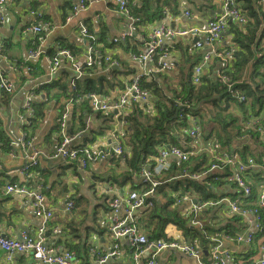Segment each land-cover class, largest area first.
Listing matches in <instances>:
<instances>
[{
	"label": "crops",
	"instance_id": "obj_1",
	"mask_svg": "<svg viewBox=\"0 0 264 264\" xmlns=\"http://www.w3.org/2000/svg\"><path fill=\"white\" fill-rule=\"evenodd\" d=\"M222 1L129 0L128 3L133 5L132 11L144 9L148 17L152 12L155 14L154 19L144 21L138 26L139 29L134 31L137 37L128 40L126 44L110 43L111 40L119 38L126 23L116 0H91L85 10L74 16L70 10L77 0L5 1L2 8L4 22L0 23V66L14 89L11 93L0 90V232L18 238L22 230L34 233L40 223V219L33 215L30 204L23 196L4 193V184L13 181L29 186L39 185L45 193L48 205L53 209L50 228L45 235L48 245L73 250L81 264H96L98 254L113 248L115 240L106 230L110 225L108 202L117 196L125 197L135 186L138 188V173L123 157L98 158L87 168L78 169L73 163L60 158H50L47 154L52 152L65 136L71 138V147L80 150L106 148L113 133L125 131L126 125L119 119V115L123 114L93 110L86 96L87 92H94L100 101L111 105L135 75L143 73L147 67L157 66L156 60L153 64H143L133 58V54H136L134 52L142 49V34L147 36L150 28L158 24L184 30L204 29L209 18L222 13ZM240 1L244 5V2ZM258 3L256 0L252 7L256 8ZM31 9L40 11L43 19L50 23V29L43 32L42 41L36 40V35L28 30L34 21L29 12ZM185 10H189V16L184 15ZM159 15L161 16L158 17ZM246 24L229 21L216 44L224 58L212 56L202 66V83L196 85L195 89L203 97L192 101L193 114L201 124L203 144L188 137L181 140L187 130L184 125L176 126V132L177 135L182 132L177 141L178 145L185 150H192L194 154L190 157L193 169H199L209 163L208 145L214 141L221 143L219 137L223 138L222 140L233 138L225 144L221 143L222 148L241 147L242 150L246 142L248 148L244 155L254 158L257 164L249 172L253 190L250 197L252 200L248 202L255 203L257 192L264 186V144L251 135V132L256 135L252 129L245 127L247 118L241 114L240 102L233 96V89L225 90L221 84L210 87L207 85L208 79L219 71L236 80L250 82L251 63L239 78L233 75L237 73L234 68V53L238 49L234 39L235 31L240 30L245 34L249 23ZM81 25H84L88 34L94 38L93 45H99L112 58L114 64L97 62L91 69L85 68L86 45L90 38L81 34ZM259 33L260 29L256 35ZM203 39L200 35L185 34L163 40L164 45L170 49L173 68L166 72H155L152 77L163 78L161 86L170 95L173 90L182 94V84L191 82L194 66L201 62L203 54L210 51L211 46L203 42ZM262 44L264 39L261 40ZM36 47L42 52L41 55L28 60V50ZM60 49L69 50L73 60L82 67L81 75H77L66 57L60 58L57 67H52L47 57L56 56ZM76 77L80 78L76 81ZM209 89L211 91H208ZM31 93L34 94L32 105L35 116H31L23 106ZM151 100H154L153 97ZM208 100H213L216 104L213 103V106ZM132 102L139 103L129 100L127 106H130L128 109L126 106L123 113L127 110L129 113L131 108L133 109ZM256 120L260 124L264 123V113ZM239 136L244 139L241 140ZM21 139H24L25 147L17 146L12 155L11 142ZM243 141L245 142L241 145ZM204 145L205 149H201ZM35 150L40 153L39 164L33 168L29 177L24 176L19 172L23 156ZM179 168L182 169V165L176 158L169 157L168 170L155 172L154 178L161 179V176L164 179L166 175L176 174ZM165 170L167 172L162 175ZM178 184L179 182L175 181L159 186L156 192L157 206L167 204L168 199L177 197L178 190L173 187H178ZM222 196L234 198L237 196V189L233 184L224 181L213 188V197L209 198ZM68 199L74 204L71 213L65 210ZM188 208L189 203L184 201L170 206L181 218H185ZM202 218L209 233L219 236L225 233L233 236L242 232L247 225L245 217L232 214L225 204L209 208L202 214ZM140 222L148 237H151L153 229L158 233L154 228L155 221L146 223L145 213H141ZM168 225L164 226L163 233L172 231L166 230L169 229ZM55 226H58L60 231L54 232ZM179 231L183 233L182 229ZM181 232L169 233V236H184ZM261 235L253 246L237 243L231 239L234 237L221 238L222 246L230 252L225 264H249L248 259L256 253L257 245L264 243V235ZM194 238L199 241V260L172 249L163 250L154 264H211L212 257L207 248L209 242L203 241L204 237ZM117 244L119 255L109 257L103 264H133V249L126 239L119 238ZM3 259V252L0 251V264H3ZM145 259L142 258V261ZM9 264L43 263L35 261L30 255L16 254Z\"/></svg>",
	"mask_w": 264,
	"mask_h": 264
},
{
	"label": "built area",
	"instance_id": "obj_2",
	"mask_svg": "<svg viewBox=\"0 0 264 264\" xmlns=\"http://www.w3.org/2000/svg\"><path fill=\"white\" fill-rule=\"evenodd\" d=\"M5 0H0V5ZM119 8L128 13L127 4L129 0H116ZM86 3L85 0H79L73 4L71 8L72 14L85 9ZM30 15L36 18L35 22L28 27L30 32L38 34L41 31V14L37 11L31 9ZM185 15H189V11H184ZM231 16L240 25L246 24V16L243 10L236 4L234 0H224L222 13L218 18L210 20L207 23L206 28L203 32L206 34L204 42L211 46V50L207 52L203 61H207L210 56L216 54L212 48L213 43L218 39L222 29L225 25L226 17ZM132 21H137V18L129 16ZM39 19V20H38ZM45 30L50 29L49 24L45 23ZM190 31H199L197 28L191 29H173L166 26H157L152 28L148 33L149 42L146 43V48L144 52L139 54L135 60L146 63L151 61L156 55H159V51H163V54L158 56L157 66L155 68L148 69L146 72L163 70L170 67L168 61L164 59L167 55V48L163 44V39L165 37H174L177 35H185ZM44 32V31H43ZM80 32L83 36L90 38V41L87 42L86 52H85V67H92L97 62H101V55L96 47L93 45L94 38L90 36L84 25H81ZM38 52H30V57L37 56ZM61 57H66L73 66L77 75L83 73L82 67L73 60L72 54L69 50L60 49L58 54L53 57H47L49 63L52 67L55 68L59 64ZM103 58V57H102ZM104 62L107 65L114 64V61H111L108 57H104ZM201 65L195 67V77L194 80L199 82L198 75L201 71ZM221 85L225 90L230 91L232 87L225 81L227 80L225 74L219 73ZM142 75H138L133 78L132 82L126 87V91L123 95L119 96V104L115 107L123 106L126 102L125 96L133 95L138 98H144L146 92L140 88ZM236 80V79H235ZM238 84H241V80H236ZM0 88L6 91H12V85L9 83L6 77L3 76L0 69ZM234 92V97L239 101H244L245 96L239 91ZM90 102L91 108L96 111H107L109 106L100 101L98 95L93 93H88L86 95ZM182 99V98H181ZM188 107L186 104L184 108ZM25 108L29 110V103L25 104ZM181 118V124L187 127V130L183 136L185 138H191L195 142L203 144V139L201 137V124L199 119L192 113L190 116H183L181 113L179 115ZM257 117L248 116L246 122V128L252 129L257 135H254L258 142L264 144V123L260 124L256 120ZM183 126V125H181ZM241 140L244 139L243 136L239 137ZM71 138L62 137L61 140L57 143L54 150L47 154L50 158H60L69 163H73L77 166L78 169L87 168L92 162L96 161L98 158H111L121 154L124 150L123 146L118 143L116 139V146L112 149L109 147L90 150L83 149V151H78L77 148L71 147L69 145ZM24 139L19 141L11 142L10 144V153L14 154V149L17 146L25 147ZM244 143V142H243ZM204 145L201 149H205ZM222 148L221 144L217 141L211 142L208 145L210 161L207 165L202 166L199 169H193L190 165V156L189 152L192 153V150L180 149L178 147H171L169 150L163 149L162 156L158 159V163L154 166V172L159 173L162 169L165 168V159L168 155H172L176 158L177 162L182 165V170L189 171L182 174V176H187L189 180L194 181H205V180H221L226 181L231 184H235L238 190L241 192L243 201L239 199L238 196L231 198L229 196H222L216 198L217 200L202 199L203 204H216L224 201V204L229 208L231 213L241 215L246 218L247 225L238 234H228L227 238L235 237L236 241L244 242L248 246H253V230H258L264 228V221L262 214H264V186L261 190L257 192V199L255 203H251L249 207H245L244 202H248V199L252 195V181L249 177V172H251L256 166L255 159L249 155L242 156L241 147L233 148H222L223 151H218V148ZM189 151V152H188ZM39 155L40 153L35 150L31 154H25L23 156V162L19 168V172L24 176L29 177L33 172V167L39 164ZM154 172L149 166L142 168L141 170V184L138 188L130 189L125 197H116L108 202L109 207V220L110 225L108 229L110 234L114 238H124L128 244L132 247V257L136 261V264L140 259L146 257V262L144 264H154V258L165 248H173L178 251H181L187 255L198 256L197 251L190 245L181 244L177 241L166 243L162 240L148 237L140 229V215L141 213H146L147 209L150 206H153L154 201L156 200V191L157 187L160 185V181L153 180ZM26 177V178H27ZM4 193L18 194L25 198L31 206L32 213L35 217L40 219V223L37 226L34 233H30L27 230L20 231L18 238L9 237L2 232H0V251L3 252V264H9L16 254L30 255L35 261H38L43 264H81L76 258L75 252L70 249L61 248L57 245H48L46 243V232L50 228V220L53 217V209L48 205L47 197L43 191H41L39 185L29 186L28 184L18 183L9 181L4 184ZM187 195H183L181 200H185ZM255 204L257 206H255ZM220 205L216 204L215 206ZM74 204L68 199L65 210L67 213H71ZM149 210V209H148ZM264 216V215H263ZM54 232L60 231L58 226L53 228ZM213 235V234H212ZM217 235V234H214ZM195 240H198L194 238ZM209 242V247L212 250V259L213 264H223L224 257H229L230 252L227 249L221 248V240H218L214 237L211 238ZM118 244H114V248L109 250L106 253L98 254L96 257V264H103L109 257H113L118 254ZM93 250V249H92ZM256 253L253 254L250 258L256 256L251 264H262L264 258V244H258L256 247ZM149 258V259H148Z\"/></svg>",
	"mask_w": 264,
	"mask_h": 264
},
{
	"label": "trees",
	"instance_id": "obj_3",
	"mask_svg": "<svg viewBox=\"0 0 264 264\" xmlns=\"http://www.w3.org/2000/svg\"><path fill=\"white\" fill-rule=\"evenodd\" d=\"M237 1L241 4V7L248 19L247 24L248 23L249 24L248 25L246 24L248 27V31L245 34L240 30L235 31L234 39L238 49L234 53L236 59L234 63V68H235V72L237 71V73L233 75L235 78H239L242 72L244 71V69L247 68V66H249V64L251 63V71L249 77L250 82L242 81L241 84H238L234 78H232L231 76L229 77L233 91L237 92L239 89V91L245 96L244 101H239L237 98L236 99L240 102L239 108L241 109V114L246 119L248 118L249 115L254 117H259L262 113H264V44L261 45V40L264 39V0H257V2L259 1L260 4L258 3L256 8L252 7V3L255 2L256 0H242L244 2V5L240 0ZM132 6L133 5L129 3L128 5L129 12L131 15L139 19L137 25L143 24L144 21H151L152 19H154L153 14H155V12L154 13L152 12L148 17V15L144 13V9H139L138 11L134 9V11H132ZM160 16L161 15H159L158 17ZM258 29H260V33L257 36L256 32ZM135 37L137 36L133 34L129 39H127L124 42V44H126L128 40L133 39ZM137 52H140V50L134 53ZM172 68H173V63L169 68V70ZM152 75L153 74H151L149 77H142L140 82V87L142 89L148 90L151 99L153 97L154 100H152V102L154 105V113L152 115L145 114L143 112V107L140 105V103L132 102L134 103L133 109L131 108V111L129 113L127 110L125 113H121L123 115H119L120 121H122L126 125V129L125 131H123V144L125 147L129 148L130 150V154L129 156L125 157V160L127 161L128 165L135 170L136 173L138 172L140 166L145 162L150 165L149 166L150 168H153V166L155 165L154 159L159 155L160 148L162 146L175 145L180 147L181 149L183 148L177 143L182 132H180L178 135L176 132V126H181V120L180 118H177L180 107L175 102V100L180 99L182 102L190 105L191 108L186 109V111L184 112L185 113L184 116H189L192 113H194V104L192 99H201L203 97L195 89L196 85H200L202 82L196 84L193 83L190 79L191 81L190 83L184 82L182 84V94L180 92L178 93L177 91L173 90V94L170 95L161 86V82L164 79L163 78L161 79L160 76H158L155 79L154 77H152ZM79 78L80 77H76L75 80L77 81ZM216 84H221V81L218 78H216V76H213L207 81V85L209 87L214 86ZM208 91H211V89H209ZM88 93L95 94L94 92H87V94ZM208 101L211 102L212 105L213 103L216 104V102H214L213 100H208ZM89 103L91 105V102ZM128 106H130V104ZM182 125L184 124L182 123ZM254 133L257 135L256 132ZM251 135L254 137V134L252 132ZM222 139L223 138L221 137L218 138V140L221 141L222 144H225L230 140H233L230 139L229 137L224 138V140ZM243 142H241V145ZM245 145L246 142L244 143L241 151L242 156H245L244 155L245 150L246 148H248V146ZM77 150L83 151L78 148ZM192 155L194 154L191 153L189 156L192 158L193 157ZM167 170L163 171L162 175H165ZM177 171L178 172L174 175H169V176L166 175L167 177H165L164 179L161 176H160L161 179L158 178L157 179L154 178V179L163 182L159 186L164 185V183H170V182L173 183L175 181L179 182L178 187L176 186L173 187L174 190H178V195L191 196L192 198L196 199L198 202H204L202 199L213 197V188L216 185L224 182L221 180H211L210 181L211 185L206 186L203 185L201 181H194V180H189L188 178L177 177L184 170L179 168ZM136 185L140 186L138 184ZM159 186L157 187V190ZM233 186L235 187L234 184ZM133 188H136V186ZM238 195H240V193L237 191V196ZM211 200H217V199L212 198ZM249 200H252V198L248 199V201ZM173 202L174 199L171 200L170 198L168 199L167 204H162L160 206H157L158 201H154L153 206L147 208V211L145 213V221L148 224L150 221H155L154 228L155 230L158 231L157 233L153 229L151 231V237L167 242V241H174L177 238H182L185 241L187 240L194 241L195 240L194 237L200 236L201 238L203 237L205 238V240L203 239V241L210 242V240H208L206 237L212 235L209 233V230L205 227L203 228V230L199 231L197 228L191 227L187 223L186 217L185 218L178 217L176 215V211L170 209V206L173 204ZM250 204L251 202L246 203V207H249ZM211 207L214 206H208L207 208H205L203 214ZM167 224H169L168 225L169 229L166 230L167 231L172 230L171 232L168 231L169 233L181 232L179 231V229H182L184 236L180 234L177 235L173 234L169 236V233H163L162 230L164 226H166ZM261 236H262L261 233H258L255 236L254 242H256L258 237ZM207 248L209 252L210 247ZM249 260L250 257L248 259V263Z\"/></svg>",
	"mask_w": 264,
	"mask_h": 264
},
{
	"label": "bare ground",
	"instance_id": "obj_4",
	"mask_svg": "<svg viewBox=\"0 0 264 264\" xmlns=\"http://www.w3.org/2000/svg\"><path fill=\"white\" fill-rule=\"evenodd\" d=\"M6 1V0H5ZM5 1L0 5V23H2V22H4V19H3V16H2V8H3V5H4V3H5ZM77 1H79V0H77ZM90 1L91 0H85V3H86V7H85V9L87 8V6L89 5V3H90ZM235 2H236V4L242 9V7H241V4L237 1V0H234ZM117 2V1H116ZM118 4V3H117ZM129 4V3H128ZM128 4H127V9H128V13H126L124 10H122L121 8H119V5H118V8H119V11L121 12V14H123V16L126 18V23H125V30L122 32V34L119 36V38H115V39H113V40H111L110 41V43H117V42H119V43H124L128 38H130L135 32L134 31H136V29L138 28V26H140V25H137V23H138V19H137V21H132V19L129 17L130 16V12H129V8H128ZM223 4H224V0L222 1V7H223ZM73 6V5H72ZM72 8V7H71ZM85 9H83V10H85ZM83 10H81V11H83ZM243 10V9H242ZM35 11H37V10H35ZM71 11V10H70ZM81 11H79V12H81ZM189 11V10H188ZM79 12H77L76 14H72V12H71V15H77ZM244 12V11H243ZM37 13H40L41 14V18H40V21H41V31H40V33H38V34H35L36 35V40H38V41H42L43 40V31L45 30V23H48L49 24V27H50V23L48 22V21H46L45 19H43V14L40 12V11H37ZM184 13V12H183ZM245 13V12H244ZM185 15V14H184ZM189 15H190V12H189ZM189 15H185V16H189ZM245 16H246V14H245ZM219 16H215V17H212V18H209L208 20H207V23H208V21H210V20H214V19H216V18H218ZM32 18H33V20H34V22H35V20H36V18L34 17V16H32ZM39 20V19H38ZM229 21H233V22H235L236 24H239V22L238 21H236L233 17H231V16H228V17H226V19H225V25H224V28L222 29V31L226 28V26H227V24H228V22ZM248 21V19H247V16H246V22ZM160 25H162V26H165V25H163V24H158V25H154L153 27H151L150 28V30L152 29V28H154V27H157V26H160ZM206 26H207V24H206ZM166 27H168V26H166ZM171 28V27H170ZM206 28V27H205ZM204 28V29H205ZM139 29V28H138ZM173 29H175V28H173ZM204 29H198L199 31H190L188 34H193V35H200V36H203L204 37V39H203V42H204V40H205V36H206V34L203 32V30ZM142 30H143V28H142ZM222 31H221V33H222ZM33 33V32H32ZM221 33H220V35H219V37H218V39L213 43V45H212V48L214 49V51H215V53L216 54H213L212 53V55L210 56V58L212 57V56H217V57H220V58H224L222 55H221V51L220 50H218L217 48H216V44H217V42L219 41V39H220V36H221ZM34 34V33H33ZM174 37H176V36H174ZM165 38H167V37H165ZM164 38V39H165ZM172 38V37H171ZM163 39V40H164ZM197 41V40H196ZM195 41V42H196ZM147 42H149V38H148V36H145V35H143L142 34V44H143V47H142V49L140 50V52H137L136 54H133V58L135 59L139 54H141L142 52H144V50H145V48H146V43ZM164 44V43H163ZM95 47H96V49L99 51V53H100V55H101V59H100V61L101 62H104V57H108L111 61H112V59H111V57L99 46V45H94ZM166 48H167V55H166V57H164V59L166 60V61H168V63L170 64V67H171V65H172V59H171V52H170V49L166 46V45H164ZM211 50V49H210ZM30 52H38V55L37 56H34V57H30L29 55H30ZM41 51L39 50V48L38 47H36V48H32V49H30V50H28V52H27V56H28V60L29 59H31V58H36V57H39L40 55H41ZM159 53V55H156L151 61H147L146 63H148V62H150V63H152L153 64V62H154V60H156V62H157V59H158V56H160V55H162L163 54V51H159L158 52ZM204 55L205 54H203L202 55V57H201V62L199 63V64H197L196 66H198V65H201V71H200V74L198 75V77H199V82H196L195 80H194V77H195V70H194V72H193V74L191 75V81L193 82V83H200V82H202V66H203V64L205 63V62H207L208 60H210V58L207 60V61H203V57H204ZM103 57V58H102ZM146 63H143V64H146ZM84 66H85V63H84ZM196 66H194V69H195V67ZM93 67V66H92ZM92 67H85V68H87V69H91ZM170 67H168V68H166V69H163V70H158V71H152V72H146L148 69H151L152 67H147V69H145L144 70V72L143 73H141V74H138V75H142V77H149L151 74H153V73H155V72H165V71H167V70H169V68ZM0 69H1V71H2V74H3V76L4 77H6L7 78V80L9 81V83L12 85V91H6V90H4V89H2V88H0V90H3V91H6V92H9V93H11V92H13V89H14V86H13V84L10 82V80L8 79V77H7V75L5 74V72H4V69H3V67H1L0 66ZM220 72V71H219ZM219 72L215 75L216 76V78H218L219 80H220V77H219ZM138 75H135L134 77H136V76H138ZM133 77V78H134ZM141 77V78H142ZM213 77V76H212ZM212 77H210V78H212ZM209 78V79H210ZM226 78H227V80H225L230 86H231V81H230V77L229 76H226ZM221 81V80H220ZM222 82V81H221ZM128 86V85H127ZM126 86V87H127ZM126 87L119 93V95H118V97H117V99L111 104V105H109V104H107L108 106H109V108H108V110L107 111H115V112H121V113H123L124 112V110H125V108H126V106H127V103H128V101L129 100H134V101H138L139 103H140V105L143 107V112L145 113V114H150V115H152L153 113H154V105H153V102H152V100H151V96L149 95V92H148V90H145V89H142L141 87V89L142 90H144L145 92H146V95L144 96V98H138L137 96H133V95H126L125 96V98H126V102L123 104V106L121 105V106H118V107H115V105H118L119 104V102H120V100H119V96L120 95H123L124 93H125V91H126ZM33 97H34V94H28V96H27V98H26V100H25V102H24V104H23V106L25 107V104L26 103H29V110H27L28 112H29V114L31 115V116H34V114H35V111H34V107H33V105H32V100H33ZM175 102L178 104V106L180 107L179 108V114H178V116H177V118H181L179 115H180V113L184 116V112L186 111V109H189V108H191L190 107V105L188 104V107H186V108H184L183 110H181V108L182 107H184L187 103H184V102H182L180 99H176L175 100ZM190 116V115H189ZM111 140H110V142H109V144H108V146L107 147H109L110 149H112V148H114L115 146H116V144H115V140L117 139L118 140V143L119 144H121L122 146H123V148H124V150H123V152L121 153V154H117V157H123V158H125L126 156H129V154H130V150H129V148H127V147H125L124 146V144H123V131H117V132H115V133H113L112 135H111ZM182 140V139H181ZM171 147H178V146H175V145H164V146H162L161 148H160V153H159V155L157 156V157H155V165H156V163H158V159L162 156V150L163 149H167V150H169ZM178 148H180V147H178ZM181 149V148H180ZM183 150V149H182ZM218 151H223V149H218ZM189 152V151H188ZM191 154V152H189V155ZM169 157H174V156H172V155H168L167 157H166V159H165V168L164 169H167L168 167H169ZM175 158V157H174ZM102 159H104V158H102ZM154 165V166H155ZM147 166H150L149 164H147L146 162L144 163V164H142L141 166H140V168H139V170H138V175H139V178H138V185H140V186H142L143 184H141V175H140V173H141V170H142V168H144V167H147ZM154 166H153V168H152V171L154 172ZM36 167V166H35ZM34 168V167H33ZM163 170V169H162ZM185 172H189V171H183L181 174H179L177 177H181V178H188L187 176H182V174H184ZM155 173V172H154ZM190 173V172H189ZM155 175V174H154ZM189 179V178H188ZM153 180H155L154 179V176H153ZM213 180H215V179H213ZM217 180V179H216ZM155 181H157V180H155ZM210 181L211 180H205V181H203V182H201L203 185H206V186H210L211 184H210ZM161 183L160 184H162L163 182L162 181H160ZM234 184V183H233ZM235 185V184H234ZM235 187H236V185H235ZM236 189H237V191L240 193V195H238V197L242 200L243 198H242V195H241V192L238 190V188L236 187ZM114 198H116V197H114ZM114 198H112V199H114ZM182 198V196H179L178 194H177V197L176 198H174V202H173V205H175V204H178V203H180V202H182V201H184V202H187V203H189V208H188V210L186 211V214H185V217H186V220H187V223L191 226V227H194V228H197L199 231L200 230H203V228H205V226H204V223H203V219H202V214H203V211H204V209L205 208H207L208 206H215L216 204H224V201H221L220 203H216V204H203L204 202H198L196 199H194V198H192L191 196H187L186 197V199L185 200H181V201H178L179 199H181ZM111 199V200H112ZM110 200V201H111ZM258 200V199H257ZM255 206H257L256 204H255ZM246 207V206H245ZM109 208V207H108ZM145 209H147V208H145ZM232 214H234V213H232ZM261 215H262V218H263V220L262 221H264V214H262L261 213ZM140 229H141V224H140ZM106 230H107V232L110 234V231H109V229H108V227L106 228ZM141 231H143L142 229H141ZM252 233H253V240H252V242H254V239H255V236L258 234V233H261V234H263L264 235V228H260V229H258V230H253L252 231ZM111 235V234H110ZM112 236V235H111ZM227 236H228V234L227 233H225L224 235H222V236H219V235H209V236H206L207 237V239L208 240H210V241H213V240H211V238L212 237H214V238H216V239H218V240H221V238H227ZM113 237V236H112ZM113 239L115 240V242L113 243V248H114V244L115 243H117L118 242V240H119V238H114L113 237ZM231 239H233L234 241H236V239H235V237L234 238H231ZM163 241V240H162ZM175 241H177V242H179V243H181V244H185V245H190V246H192L196 251H197V254L199 253V247H198V241L197 240H194V241H190V240H187V241H185V240H183L182 238H177L176 240H174V241H164V242H166V243H171V242H175ZM214 242V241H213ZM237 243H239L238 241H236ZM244 245H246V246H248L246 243H244V242H242ZM264 244V243H263ZM250 246V245H249ZM221 248L222 249H225L223 246H222V244H221ZM173 248H165V249H163V250H172ZM117 250H118V248H117ZM162 250V251H163ZM175 250V249H174ZM161 251V252H162ZM160 252V253H161ZM210 252H211V257H212V250H211V247H210ZM159 253V254H160ZM158 254V255H159ZM116 255H119V254H116ZM158 255H156L155 256V258H154V261L157 259V256ZM115 256V255H114ZM188 256H190V257H194V258H196L197 260H199L198 259V256H193V255H188ZM143 258H146V257H143ZM226 258L227 257H224V263L223 264H225V261H226ZM147 259V258H146ZM146 259L144 260V261H142V259H140L139 260V262L137 263V264H144L145 262H146ZM149 259V258H148ZM132 260H133V264H136V261L134 260V258L132 257ZM254 260H256V256L255 257H253V258H250V260H249V264H251ZM211 264H213V259H212V263ZM262 264H264V258H263V263Z\"/></svg>",
	"mask_w": 264,
	"mask_h": 264
},
{
	"label": "clouds",
	"instance_id": "obj_5",
	"mask_svg": "<svg viewBox=\"0 0 264 264\" xmlns=\"http://www.w3.org/2000/svg\"><path fill=\"white\" fill-rule=\"evenodd\" d=\"M247 120H248V118H247ZM239 137H240V136H239ZM239 137H238V138H239Z\"/></svg>",
	"mask_w": 264,
	"mask_h": 264
},
{
	"label": "rangeland",
	"instance_id": "obj_6",
	"mask_svg": "<svg viewBox=\"0 0 264 264\" xmlns=\"http://www.w3.org/2000/svg\"><path fill=\"white\" fill-rule=\"evenodd\" d=\"M230 139H233V138H230Z\"/></svg>",
	"mask_w": 264,
	"mask_h": 264
}]
</instances>
